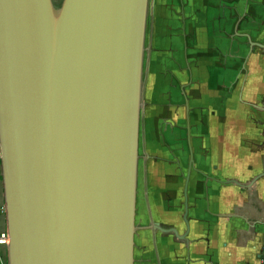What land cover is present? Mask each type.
Instances as JSON below:
<instances>
[{"label": "water", "instance_id": "obj_1", "mask_svg": "<svg viewBox=\"0 0 264 264\" xmlns=\"http://www.w3.org/2000/svg\"><path fill=\"white\" fill-rule=\"evenodd\" d=\"M150 0H0L8 264H135Z\"/></svg>", "mask_w": 264, "mask_h": 264}, {"label": "crops", "instance_id": "obj_2", "mask_svg": "<svg viewBox=\"0 0 264 264\" xmlns=\"http://www.w3.org/2000/svg\"><path fill=\"white\" fill-rule=\"evenodd\" d=\"M141 144L135 264H262L264 0H150Z\"/></svg>", "mask_w": 264, "mask_h": 264}, {"label": "rangeland", "instance_id": "obj_3", "mask_svg": "<svg viewBox=\"0 0 264 264\" xmlns=\"http://www.w3.org/2000/svg\"><path fill=\"white\" fill-rule=\"evenodd\" d=\"M54 2L56 5H60L62 0H54ZM142 147L143 146L141 144V149H139V153H141ZM140 158H139V166L141 169ZM139 177H140V175L138 174V193H139V190H141V188H142V186H140V184H139ZM139 201H140V198H138V196H137V209H139V207H140V205H138ZM136 216H137V213H136ZM136 225H137V223H136ZM0 226L6 227L5 214H4V195H3V181H2V172H1V162H0Z\"/></svg>", "mask_w": 264, "mask_h": 264}, {"label": "built area", "instance_id": "obj_4", "mask_svg": "<svg viewBox=\"0 0 264 264\" xmlns=\"http://www.w3.org/2000/svg\"><path fill=\"white\" fill-rule=\"evenodd\" d=\"M9 240L7 238L6 227L0 226V264L7 263V245ZM262 264H264V258L262 259Z\"/></svg>", "mask_w": 264, "mask_h": 264}, {"label": "flooded vegetation", "instance_id": "obj_5", "mask_svg": "<svg viewBox=\"0 0 264 264\" xmlns=\"http://www.w3.org/2000/svg\"><path fill=\"white\" fill-rule=\"evenodd\" d=\"M140 149H141V147H140ZM142 152H143V147H142ZM143 158H144V156L142 157V160H143Z\"/></svg>", "mask_w": 264, "mask_h": 264}]
</instances>
